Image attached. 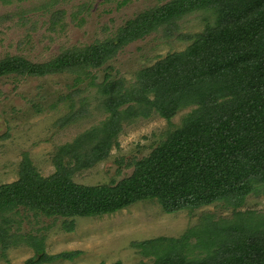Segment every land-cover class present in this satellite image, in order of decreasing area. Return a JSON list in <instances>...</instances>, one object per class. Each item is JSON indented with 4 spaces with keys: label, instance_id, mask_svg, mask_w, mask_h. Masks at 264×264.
Here are the masks:
<instances>
[{
    "label": "rangeland",
    "instance_id": "374dc122",
    "mask_svg": "<svg viewBox=\"0 0 264 264\" xmlns=\"http://www.w3.org/2000/svg\"><path fill=\"white\" fill-rule=\"evenodd\" d=\"M177 1L0 0V61L11 69L0 76V186L18 181L28 169L29 175L48 178L58 171L57 162L76 184L116 186L168 131L193 117L195 104L180 108L170 120L154 114L123 122L109 148L101 145L107 150L100 149L103 156L67 146L106 123L105 85L138 84L140 71L167 68L160 63L184 52L220 20V11L211 6L174 18L173 26L155 23L157 13ZM252 6L242 2L246 11ZM109 40L114 43L104 61L92 58L77 66L84 75L49 66L59 55L103 47ZM15 58L19 65L10 68ZM134 104L130 98L119 110ZM208 200L169 211L157 198H146L89 216L49 214L23 204L9 207L0 213V264H26L39 248L48 259L38 264H153L159 250L151 245L157 247V238L181 239L189 259H202L215 250L202 244L220 237L213 231L226 235L231 225L241 223L264 230L263 187L238 205L233 199ZM148 241L146 249L139 245Z\"/></svg>",
    "mask_w": 264,
    "mask_h": 264
},
{
    "label": "trees",
    "instance_id": "16d2710c",
    "mask_svg": "<svg viewBox=\"0 0 264 264\" xmlns=\"http://www.w3.org/2000/svg\"><path fill=\"white\" fill-rule=\"evenodd\" d=\"M243 1L179 0L158 12L155 23L170 25L174 18L213 6L220 11V20L184 52L160 63L167 68L140 71L138 84L105 85L106 123L67 145L103 156L101 150H107L101 145L109 148L123 122L154 114L170 120L180 108L197 105L191 119L168 131L150 155L135 163L131 176L116 186L88 187L74 183L61 162L48 178L29 175L28 169L18 181L0 186V213L23 204L49 214L103 215L146 198H157L165 209L176 211L208 203V197L233 199L238 205L250 192L264 188V0H249L253 4L249 11L242 8ZM108 43L59 55L49 66L78 74L82 63L105 60L114 41ZM18 65L15 58L9 67ZM7 67L5 60L0 61V76L11 71ZM130 98L134 106L120 111ZM227 231L226 235L213 231L220 237L203 241V246L215 250L202 259H189L181 239L157 238L153 241L157 247L151 245L159 250L153 264H264V230L241 223ZM151 241L139 245L146 249ZM44 254L39 248L26 264L46 261Z\"/></svg>",
    "mask_w": 264,
    "mask_h": 264
}]
</instances>
